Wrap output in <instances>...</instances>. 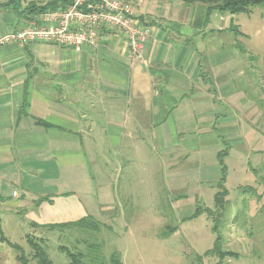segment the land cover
<instances>
[{
  "label": "crops",
  "instance_id": "1",
  "mask_svg": "<svg viewBox=\"0 0 264 264\" xmlns=\"http://www.w3.org/2000/svg\"><path fill=\"white\" fill-rule=\"evenodd\" d=\"M124 1L134 6L135 22L150 27L146 63L131 58L123 36L109 30L95 48L0 44V192L19 186L32 200L30 222L73 221L101 209L102 202L63 185L78 187L77 170H87L104 147L123 151L130 139L141 149L148 134L165 148L166 131L183 134L197 117H205L199 127L208 131L236 129L233 121L216 123L240 105L247 63L229 27L209 26L217 11L207 15L205 4L179 0ZM8 2H0V38L28 20L26 4ZM175 146L182 148H167ZM47 183L60 192L47 194Z\"/></svg>",
  "mask_w": 264,
  "mask_h": 264
},
{
  "label": "rangeland",
  "instance_id": "2",
  "mask_svg": "<svg viewBox=\"0 0 264 264\" xmlns=\"http://www.w3.org/2000/svg\"><path fill=\"white\" fill-rule=\"evenodd\" d=\"M13 1L25 5L29 0ZM215 14L209 26L233 23L242 33L234 38L247 63H241L240 105L216 123L219 128L233 121L236 129L208 131L199 127L205 117H197L183 134L166 131L165 148L145 134L141 149L128 139L123 151H98L87 170H77L78 187L63 185L81 199L90 195L89 200L102 202L91 214L102 224L96 232L33 227L28 214L32 200L21 195L19 186L8 185L0 192V264H21L20 255L37 264L28 234L45 241L52 264H69L59 246L86 252L90 243L101 244L106 259L118 252L122 264H264V12L252 6L248 13H225L221 19ZM178 142L182 148H167ZM220 177L227 203L216 224L217 216L207 210L215 208ZM47 185V194L61 190ZM197 205L206 210L197 211Z\"/></svg>",
  "mask_w": 264,
  "mask_h": 264
},
{
  "label": "built area",
  "instance_id": "3",
  "mask_svg": "<svg viewBox=\"0 0 264 264\" xmlns=\"http://www.w3.org/2000/svg\"><path fill=\"white\" fill-rule=\"evenodd\" d=\"M134 13L122 0H70L63 10L29 16L26 25L5 33L0 44L52 42L65 48H95L100 33L109 30L123 36L131 58L146 63L143 48L150 28L136 23Z\"/></svg>",
  "mask_w": 264,
  "mask_h": 264
},
{
  "label": "trees",
  "instance_id": "4",
  "mask_svg": "<svg viewBox=\"0 0 264 264\" xmlns=\"http://www.w3.org/2000/svg\"><path fill=\"white\" fill-rule=\"evenodd\" d=\"M13 0H9L8 4L12 3ZM43 3H35V1H29L23 9L21 14L26 12V16H31L33 14H37L43 11L48 10H63L69 3L70 0H44ZM186 5H191L195 3L205 4L207 7V15L213 11H217L219 13H228L231 15L240 14V13H248L252 6H259L264 12V0H179ZM228 30L233 33L235 37L241 35L242 33L239 31L237 25L231 23ZM238 46V45H237ZM244 52V50H241ZM219 189L215 193V205L214 210H207V213H211L216 215L214 220L220 223V217L225 211L226 201L225 190L222 186V181L224 178L220 177ZM15 192V191H14ZM49 200L48 197H41L36 200V203L41 201ZM198 207V208H197ZM196 210L200 211L202 208L206 210L203 206L197 205ZM195 210V212H196ZM31 225L36 228H44L48 231H57L60 232L65 229H79L82 231L96 232L101 228V223L96 220L92 215H85L73 221L66 222H58V223H47V224H37L31 222ZM27 243L31 248L32 256L37 261V264H52L51 260L48 258L46 254L45 241L34 235H27ZM58 249L62 252H65L66 256L69 259V264H122L120 255L118 252L112 253L107 259L104 258L101 254V244L98 243H90L87 245L86 252L81 250H72L66 246H59ZM232 253V252H229ZM225 255H229L228 252L224 253ZM19 260L21 264H29V261L24 255L19 256Z\"/></svg>",
  "mask_w": 264,
  "mask_h": 264
}]
</instances>
